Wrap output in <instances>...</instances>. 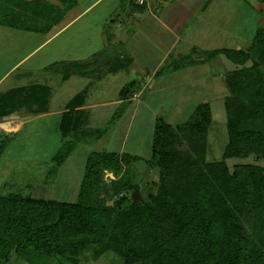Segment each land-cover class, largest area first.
Returning a JSON list of instances; mask_svg holds the SVG:
<instances>
[{
    "label": "trees",
    "instance_id": "1",
    "mask_svg": "<svg viewBox=\"0 0 264 264\" xmlns=\"http://www.w3.org/2000/svg\"><path fill=\"white\" fill-rule=\"evenodd\" d=\"M58 1L63 7L60 17L62 10L73 2ZM255 2L264 5V0ZM6 3L9 6L4 7L7 13L0 17V25L18 23L23 27L29 23L30 30L38 27L44 31L50 27L51 24L48 27L33 18V14L37 18L38 14L51 13L50 3L43 0H6ZM202 54L204 60L223 54L236 66H243L225 77L227 144L222 159L245 158L250 154L264 159V125L261 130L253 125L260 119L264 122V28L255 30L246 50L220 49ZM248 61L251 65L244 67ZM132 86L127 85L120 95L127 97ZM40 89L35 86L11 90L2 102L6 100L14 105H0V117L22 109L30 114L45 112L47 105H21L35 103L36 91ZM41 97L46 104L47 98L39 92V100ZM210 118L207 103L196 105L191 116L180 124H170L156 115L147 159L128 153H90L74 202L33 198L17 192L0 195V264H8L13 257L26 264L51 261L79 264V257L89 248L95 249L94 258L113 249L124 264H264V222L261 228L253 222L250 230L243 223L250 211L253 220L254 216L264 218V168L244 165L228 176L226 171L218 174V167L213 165L209 177L198 166L195 153L192 157L175 149L190 144V149L199 150L201 157ZM245 123L256 128L245 129ZM107 128L72 133L66 127L69 132H62L75 139L90 134L98 138ZM6 142L0 140V153ZM73 147V142L63 143L53 158L50 172L59 167ZM139 160L157 169L156 188L163 186L162 192L171 190V198L150 195L139 204L128 198L127 194L136 187L131 183L130 169ZM105 171L114 174L111 190L120 195L111 207L98 199ZM211 177L227 184L232 191L231 201L223 200L217 209L210 197ZM159 213L167 214L164 224L157 219ZM183 241H191L192 248H181Z\"/></svg>",
    "mask_w": 264,
    "mask_h": 264
},
{
    "label": "crops",
    "instance_id": "2",
    "mask_svg": "<svg viewBox=\"0 0 264 264\" xmlns=\"http://www.w3.org/2000/svg\"><path fill=\"white\" fill-rule=\"evenodd\" d=\"M244 1L260 16L256 30L264 24V9L257 2L253 5L255 0ZM72 2L46 31L38 27L30 30L29 23L23 27L18 23L0 25V105H14L2 102L11 90L35 86L42 87L36 91L35 103L21 105H47L39 114L22 109L0 117V140L7 141L0 159L20 133L51 120L60 143L51 152L52 165L63 143L73 142V138L77 144L82 137L64 136L62 131L100 129L103 123L109 128L115 122L121 129L113 132L107 128L104 135L108 134L116 150L100 151L141 157L142 132L148 127L149 158L156 110L163 95H169L166 101L170 105H194V109L202 103L210 105L197 100L199 95H210L214 90L223 94L224 87L228 92L224 78L237 66L229 60L233 67L223 72L215 68L223 63V54L196 60V52L246 50L253 38L246 41V18L238 16L237 0H151L144 7H135L128 0ZM129 84L137 91L131 89L122 97L120 92ZM39 92L47 98L46 104L42 97L39 100ZM132 94L137 97L132 98ZM132 101L134 106L126 105ZM42 126L37 141L44 143L47 125ZM81 141L89 147L94 144ZM54 182L59 180L52 179ZM25 187L30 189L31 185Z\"/></svg>",
    "mask_w": 264,
    "mask_h": 264
},
{
    "label": "rangeland",
    "instance_id": "3",
    "mask_svg": "<svg viewBox=\"0 0 264 264\" xmlns=\"http://www.w3.org/2000/svg\"><path fill=\"white\" fill-rule=\"evenodd\" d=\"M23 1H31V0H23ZM43 1L47 2L46 4L50 3L52 5L53 8L52 9L50 8L51 13H48L47 16H43V15L41 16L40 14H38L39 16L37 15V18L33 14V18L35 21H39L40 23H43L45 26L47 25L49 26L51 24L50 25L51 27L53 23L58 21L60 7L62 5L58 0H43ZM7 4L8 3H6V0L0 1V17H3L4 13H7L6 10L4 11V7L9 6ZM237 5L239 7L238 16L240 17L243 16L246 18V21L244 22V27L246 30L245 32H246L247 40L246 39L245 40L249 42L252 36L254 35V31L255 28L257 27L260 16L256 14L255 10L253 11L250 10V7L248 6V4H246L245 1L242 2V0H237ZM253 5H256L255 1ZM259 7L264 9V5L262 4H260ZM262 12L264 17V10ZM261 27L264 28V24H262ZM196 54H198L194 56V59L196 60H200L203 57H205L201 53L196 52ZM190 58L192 59V56H190ZM221 59L223 63H221L220 67H217L216 65L215 67L216 69H220L221 71L224 72L226 71V69L230 70V68L233 67V64L224 56H222ZM250 65L251 62L248 61L244 65V67H249ZM241 67L243 66L237 65L236 70L240 69ZM224 84H225V78H224ZM116 86H118V84L115 85V87ZM137 89L138 88H135L133 90L132 88L133 91H137ZM225 91L226 89L224 87L223 94L222 91L214 90L213 94L210 95L205 94L203 96L202 95L198 96L197 100L205 101L210 104L208 106L210 108V113H211L210 123L207 127V132H206L204 151L201 154V157L199 156V150L192 151L190 149V144L187 145V148L185 146H175V149L178 150V152L180 153H187L192 157H194V153H195V156H197L198 166L201 167V169L205 171L207 174L209 169L213 165H216L218 167L216 171L218 172V174L222 173L223 171H226L228 173V176L234 175V170L244 165H257L264 168V159L257 157L254 154H250L245 158L222 159V154L227 144L226 113L224 109L223 96L227 97L228 92ZM167 97H169V95L167 94L163 95L161 104L156 110V114L162 116L168 123L173 125L185 122L191 116L194 105H170L169 102L166 101ZM134 103L135 102L132 101L131 103H128L126 105L131 104L132 106H134L133 105ZM259 122L253 125L255 126L257 125V128L261 130L262 126L264 125V122L263 124L262 121L260 122V124ZM44 123L47 125V127L45 128V136H44V138L46 139L44 143H41L40 140L37 141V137L39 139V137L41 136L40 132L41 129L43 128L42 124ZM114 124L109 127L110 129L109 128L108 129L113 130V132H117L116 129L118 130L121 129L120 126L116 127L117 123L115 124V126ZM38 125L39 127L32 126L27 128V130H24L22 133H20L16 137V139H14L10 143V148L0 159V195L18 191L19 193L21 192L22 194L29 195L35 198L54 199L57 201H64V202H74L76 200L79 184L83 174V164H84L85 156H87L92 151L96 152L100 150H109V149L116 150L115 147L116 145L113 144L112 146V143L109 142L108 134L104 135L105 133H103L98 138H96L94 135L91 134L88 135V137L87 136L84 138L81 137V139H86L87 141L90 140V142H94V144L91 145L90 147L87 145L89 143L87 144L83 143L84 141H81V139L78 140V143L76 144L74 139L71 138L70 141H73V144L76 147L74 153L66 161L65 159H63L64 163L62 161L61 162L62 165L60 164L61 165V166L59 165L60 167H57L53 172H50V175L49 174L46 175L45 172H47L50 166L52 165L49 160L51 152L57 150L58 147L60 146V143H58V137L55 132V129L53 128V120H51L49 123L46 121L45 122L41 121L38 123ZM255 126L245 123L244 128L254 129L256 128ZM104 127H105L104 123L99 125V128L101 129ZM147 128L148 127L145 128L144 131L145 133L142 132L143 133L141 139L142 153L141 155H139L141 157H138L141 159L148 158L146 153L147 140H148V135L146 133ZM26 137L27 139L25 140ZM215 177L218 178V175H215ZM215 177L213 178L211 177V183H209V188H210L211 201L214 205V208L217 209L219 208V206L222 205L221 202L223 200L224 201L228 200L230 202L233 197L230 198V196L232 195L230 186H228L227 184H221V182L218 179L215 180ZM114 178H115L114 174L109 173L107 171H105L103 174L104 184L103 187L100 189L98 199L101 201V203L104 206L107 207L113 206L120 197V195L115 194L111 190L110 185L111 182L114 181ZM130 178H131L130 179L131 183H135L136 187L133 191L129 192L127 195L128 198L135 204L144 203L146 201L147 196L150 195L153 197L155 196L159 197L160 195L169 196L171 198L170 195L172 194H169L171 190L162 192L163 186L159 187V189L156 188L159 185L157 182L158 180L157 169L147 167L146 164L140 160L132 165L130 169ZM44 179H46V181L42 182V180ZM52 179H57L59 180V182L51 183ZM28 184L31 185L30 189H27L25 187ZM168 203H171V199H168ZM166 216H167L166 213H159L157 219L160 222H162V224H164L163 219ZM256 217L257 216H254V220H253V213L251 211L246 214L243 223L245 227H247V230L248 229L250 230V226L253 222L255 223L254 225L261 228L264 222V218H259V217L256 218ZM255 236L258 237L259 234L256 233ZM163 240H165V238ZM192 246L193 243L191 241H183L181 248L183 247L192 248ZM94 250H95L94 248H89L88 250H86L83 253V255L79 257L78 259L79 264H124L122 257L113 249L103 252V254L98 258H94L93 256ZM179 255H182V253L180 252ZM182 258H184V255L181 257V259ZM8 264H26V263H24L23 261L19 260L16 257H13ZM50 264H57V263L51 261Z\"/></svg>",
    "mask_w": 264,
    "mask_h": 264
},
{
    "label": "built area",
    "instance_id": "4",
    "mask_svg": "<svg viewBox=\"0 0 264 264\" xmlns=\"http://www.w3.org/2000/svg\"><path fill=\"white\" fill-rule=\"evenodd\" d=\"M135 7H144L150 3L151 0H128ZM132 98H136V94L131 95Z\"/></svg>",
    "mask_w": 264,
    "mask_h": 264
}]
</instances>
